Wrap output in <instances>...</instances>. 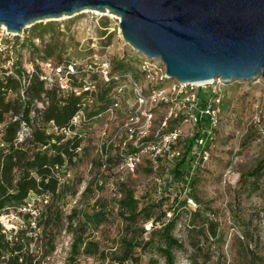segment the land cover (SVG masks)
Listing matches in <instances>:
<instances>
[{
    "label": "rangeland",
    "instance_id": "rangeland-1",
    "mask_svg": "<svg viewBox=\"0 0 264 264\" xmlns=\"http://www.w3.org/2000/svg\"><path fill=\"white\" fill-rule=\"evenodd\" d=\"M118 26L119 22L106 16L97 19L90 15H73L26 27L21 34L22 39H19L22 43L20 65L26 68L29 64L34 65L35 60L46 59L45 49L50 46L54 53L49 59L55 62H59V59L61 62H80L96 57L107 61L112 72L128 74L138 86L145 87L146 82L140 71L143 57L124 44ZM90 84L94 91L90 95V102L85 103L82 109L84 120H77L74 128L77 135L83 137L82 150L72 164L63 167L59 173L60 177L65 176L66 179L64 184L59 185L56 197L51 199L48 207L39 208L54 221L45 232L42 233L40 228L37 245H31L28 249L27 254L30 255L32 250L33 254L30 256L36 264H112L111 257L114 259L119 256L122 241L131 236L135 238L137 230L149 223L142 225L137 219L131 227L126 228L128 223L119 218L116 212L118 198L109 190L110 184H116L115 177L111 172L105 176L100 171L101 157L97 146L103 120L94 119L108 104V99L105 94L100 96L105 87L96 76L91 77ZM170 84L168 82L166 88ZM215 85L218 86L217 82ZM220 91L223 95L222 124L215 133L210 159L204 161L194 156L190 160L192 164L188 165L194 182L193 191L185 190L187 195L184 196L182 189L174 185L171 173L167 183L170 188L166 190L170 196L168 201L164 197L159 199L161 190L154 187L148 173L142 170L135 179L127 178L125 182L127 188L141 201L148 200V203L153 204L163 199L166 205L164 210L170 207L172 200L178 202L176 204L179 205L173 206L178 220L173 234L181 242L183 249L175 252L174 264H264V171L255 182L253 179L242 178L261 163L264 155V119L257 113V107L263 103L264 89L254 80L223 84ZM201 95L209 97V90L202 91ZM37 106L36 104L35 108L41 110ZM41 123L38 118L39 127L48 133L55 132L50 125ZM28 134L29 130L21 129L18 136L23 140ZM64 135L71 137L66 132ZM114 136L115 133L111 135L109 132L105 142H109ZM116 142L117 139L114 140V145ZM97 177L103 184L102 187L93 189ZM83 188L84 194L80 196ZM118 189L120 188L116 190ZM188 192L197 203L196 211L206 214L213 224L215 236L211 235L210 230L206 237L201 236L204 233V229L198 230L201 221L193 222L196 229L192 228L189 215L194 212L180 204L188 197ZM96 195L99 196L96 204L99 212L104 209L108 217L98 228L87 226L86 236L98 244L100 251L106 255V260L103 262L101 258L82 255L70 260L75 225L78 221L84 222V218L91 215L90 206ZM73 215L77 217L70 227L67 219ZM1 220L7 226H14V233L26 226L28 221L18 211L4 213ZM148 238L146 234L137 239V243L145 242ZM151 250L152 248L143 252L137 249L134 252L136 264H147L152 257L156 259ZM157 260L158 264H163L161 259Z\"/></svg>",
    "mask_w": 264,
    "mask_h": 264
},
{
    "label": "built area",
    "instance_id": "built-area-1",
    "mask_svg": "<svg viewBox=\"0 0 264 264\" xmlns=\"http://www.w3.org/2000/svg\"><path fill=\"white\" fill-rule=\"evenodd\" d=\"M82 13L79 15H90L91 18L97 19L102 17L92 11ZM116 21L119 22V20ZM19 39H22V35L8 33L5 28L0 29V80L3 76L17 80L20 82L21 94L29 85V80H26V77L31 78L32 76L42 83L45 91L55 89L62 94L73 93L77 97L86 94L82 100L80 111L71 120L70 128L66 130V134L71 136L70 138L74 136L80 140L83 138L81 135H77L74 128L77 120H84L82 109L85 103L90 102V95L94 91L90 84L91 77L96 76L102 85L111 87L107 98L108 104L96 114L94 119L103 120L97 146L101 157L100 171L105 176L111 172L115 177L116 186L110 184L109 190L114 193L118 201L122 199V194L120 189H116L124 187V185L127 188L126 179H135L140 170L148 173L147 176L152 180L154 187L161 190L159 199L168 196L166 190L170 188L169 184L167 187L168 178L171 177L169 174L183 160L184 150L191 140H193L192 149L190 154L185 157L184 162L187 163L192 158L194 159V156L200 157L204 161L210 159L215 133L222 124L223 95L220 88L225 84L222 81L216 79L199 84L170 81L166 76L165 67L160 61H149L144 57L140 63V71L146 82L145 87L138 86L128 74H112L109 63L96 57L80 62L35 60L34 65L29 64L25 68L20 65L19 55L22 43ZM256 81L264 89L262 81L260 79ZM168 82L171 84L166 88ZM216 82L218 86L215 85ZM205 90H209V97L201 95V92ZM262 99V106L257 107V113L260 118L264 119V96ZM37 105L39 109H43L42 104ZM109 132L111 135L115 133V136L109 142H105ZM115 139H117L116 145H114ZM21 141L22 138L20 139L18 136V142ZM81 150L82 146L80 145L75 151L76 154ZM62 169L56 170L58 187L64 184L66 179L65 176H59ZM190 177L191 174L184 177L185 184L174 183L175 186L182 189L184 196L187 195L185 190L189 189L190 191ZM102 184V181L97 177L94 180L93 189L102 187ZM84 191L85 188L79 195L82 196ZM133 197L137 202L141 201L136 196L133 195ZM51 199L50 195L30 194L22 206L16 210L8 209L7 212L18 211L24 216H28L27 224L23 228L28 227L33 239L36 240L37 234L40 232L39 218L43 214L39 208L41 206L48 207ZM98 201L99 196L96 195L90 206L91 214L99 212L96 205ZM73 204L75 205L76 202ZM185 207L188 211L195 212L197 203L192 198L186 197ZM172 214L173 212L165 209V219H170ZM1 219H3V215L0 216V225L7 239L11 240L17 234V232L14 233L16 228L3 224ZM155 226V228H160L158 223ZM143 229L147 233L150 232L153 229L151 222ZM29 253L32 255V250ZM19 261L21 262V260Z\"/></svg>",
    "mask_w": 264,
    "mask_h": 264
},
{
    "label": "trees",
    "instance_id": "trees-1",
    "mask_svg": "<svg viewBox=\"0 0 264 264\" xmlns=\"http://www.w3.org/2000/svg\"><path fill=\"white\" fill-rule=\"evenodd\" d=\"M53 50V47L47 46L45 49L46 59L53 56ZM58 61L61 62L60 59ZM112 74L117 73L113 71ZM26 80H29V85L22 94L20 93V82L17 80L8 76H3L0 80V216L8 209L16 210L22 206L30 194L56 197L58 190L56 170L72 164L73 159L77 157L75 151L81 145V140L77 136L67 138L64 132L70 128L71 120L80 111L82 100L86 94L77 97L73 93L62 94L55 89L45 91L42 83L35 76L26 77ZM103 86L105 89L100 96L105 94V97L108 98L111 87ZM36 104H42L43 109L37 110ZM38 118L42 125H50L55 132L48 133L44 128L39 127ZM23 128L29 130V134L21 142H18V133ZM192 142L193 140L184 150L183 160L173 168L171 176L174 183L185 184L184 177L190 175L188 165L191 162L189 160L186 163L184 160L190 154ZM263 171L264 155L261 163L250 174L242 178L244 180L253 179L255 182L261 177ZM189 187L190 192L193 191L194 182L191 177ZM119 191L122 194V199L115 205L116 212L119 218L128 223L126 228L131 227V224H134L138 219L142 225L151 222L153 229L147 233L142 227L137 230L135 238L132 236L129 239L125 238L122 241L119 256L114 259L111 257L112 264H136L137 258L134 257V252L137 249L145 252L150 248L157 258H150L147 264H158L157 259H161L163 264H174L175 252L183 249V245L173 234L178 221L173 206L179 205L176 204L178 202L172 200L170 207H167V210L173 212L172 217L165 219L164 208L166 205L163 203V199L153 204L148 203V200L137 202L133 193L125 185ZM188 197L195 201L190 193ZM164 198H167L168 201L170 196ZM180 204L185 207V199ZM105 213V210L102 209L101 212L86 216L84 222H77L72 233L70 260L82 255L88 258H101L105 262L104 252L100 251L96 242L86 236L87 226L92 225L98 228L105 223L108 217V214ZM27 217L25 216V218ZM75 217L77 216L73 215L67 219L70 227ZM189 217L193 229H196L193 222L201 221L200 228H198V230L204 229L201 236L206 237L208 230L212 236H215L213 224L206 214L202 215L197 210ZM53 221L44 213L40 216L38 226L42 229V233ZM157 223L160 228H155ZM146 234L149 236L148 240L137 243V239ZM37 242L38 238L33 239L28 227L20 229L11 240H8L0 225V264H33V257L27 253L30 246L37 245Z\"/></svg>",
    "mask_w": 264,
    "mask_h": 264
},
{
    "label": "water",
    "instance_id": "water-1",
    "mask_svg": "<svg viewBox=\"0 0 264 264\" xmlns=\"http://www.w3.org/2000/svg\"><path fill=\"white\" fill-rule=\"evenodd\" d=\"M109 13L124 44L160 61L170 81L264 85V0H0V29Z\"/></svg>",
    "mask_w": 264,
    "mask_h": 264
},
{
    "label": "bare ground",
    "instance_id": "bare-ground-1",
    "mask_svg": "<svg viewBox=\"0 0 264 264\" xmlns=\"http://www.w3.org/2000/svg\"><path fill=\"white\" fill-rule=\"evenodd\" d=\"M97 15H102V16H106V17H108V18H110V19H114V20H118L117 19V17H115V16H113V15H111V14H109V13H97V12H95ZM83 14V13H82ZM63 18H65V17H63Z\"/></svg>",
    "mask_w": 264,
    "mask_h": 264
}]
</instances>
